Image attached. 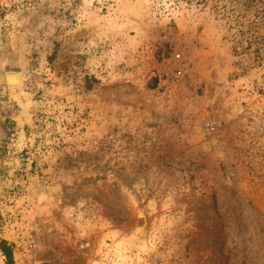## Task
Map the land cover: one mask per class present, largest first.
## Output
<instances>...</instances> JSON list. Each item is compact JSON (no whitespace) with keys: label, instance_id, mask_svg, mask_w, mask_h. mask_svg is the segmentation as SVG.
I'll use <instances>...</instances> for the list:
<instances>
[{"label":"rangeland","instance_id":"rangeland-1","mask_svg":"<svg viewBox=\"0 0 264 264\" xmlns=\"http://www.w3.org/2000/svg\"><path fill=\"white\" fill-rule=\"evenodd\" d=\"M6 119L0 264H264V0H0Z\"/></svg>","mask_w":264,"mask_h":264},{"label":"trees","instance_id":"trees-1","mask_svg":"<svg viewBox=\"0 0 264 264\" xmlns=\"http://www.w3.org/2000/svg\"><path fill=\"white\" fill-rule=\"evenodd\" d=\"M1 132L4 135V139L8 138L11 134H13L15 130V122L9 119H6L4 122H0ZM2 251L4 255L10 257V252L3 248Z\"/></svg>","mask_w":264,"mask_h":264},{"label":"bare ground","instance_id":"bare-ground-1","mask_svg":"<svg viewBox=\"0 0 264 264\" xmlns=\"http://www.w3.org/2000/svg\"><path fill=\"white\" fill-rule=\"evenodd\" d=\"M7 82L9 85H19L20 78L17 74H10L7 76Z\"/></svg>","mask_w":264,"mask_h":264}]
</instances>
